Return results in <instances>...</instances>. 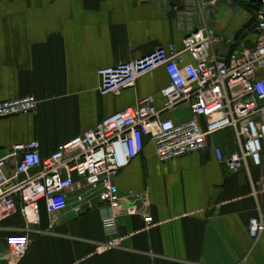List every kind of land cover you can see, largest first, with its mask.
<instances>
[{"label": "crops", "instance_id": "obj_1", "mask_svg": "<svg viewBox=\"0 0 264 264\" xmlns=\"http://www.w3.org/2000/svg\"><path fill=\"white\" fill-rule=\"evenodd\" d=\"M209 1L0 0V101L26 95L38 100L35 111L0 117L2 174L15 175L18 158L9 156L15 143L38 141L47 157L139 99L151 96L158 108L164 106L160 90L169 77L163 66L106 95L99 92L101 68L170 43L182 49L203 16L217 35L236 43H217L220 55L253 46L255 33L242 38L252 11L235 0ZM163 115L181 121L190 111L183 104ZM208 140L204 150L160 161L146 137L143 151L119 171L115 184L127 199L140 195L135 203L153 223L141 214L121 215L120 246L98 251L111 240L98 206L80 215L70 208L55 214L41 200L40 221L28 224L17 201V210L0 218V264H264V232L257 239L249 234L251 217H264V152L260 165L249 162L231 171L217 159L214 145L230 153L233 131ZM24 178L19 174L10 183ZM13 232L30 238L21 259L8 256L7 236Z\"/></svg>", "mask_w": 264, "mask_h": 264}, {"label": "built area", "instance_id": "obj_2", "mask_svg": "<svg viewBox=\"0 0 264 264\" xmlns=\"http://www.w3.org/2000/svg\"><path fill=\"white\" fill-rule=\"evenodd\" d=\"M252 14L251 23L256 22L253 46L233 47L226 56L215 45L223 41L235 45L233 37L217 35L203 16L201 24L185 37L182 49L170 43L140 58L101 68L99 92L106 95L134 86L139 77L163 66L169 77L160 90L164 106L158 108L151 96L139 99L60 144L47 157L41 156L38 141L12 145L9 156L18 158L12 178L2 174L5 158L0 157V218L16 211L17 201L28 224L40 221L41 200L55 214L70 208L80 215L98 206L104 230L111 237L98 247L103 252L120 246L121 215L141 214L148 225L153 223L152 216L135 203L140 195L130 193L127 199L115 184L119 171L143 151L146 137L153 142L158 159L168 161L208 148L209 136L230 129L235 148L226 154L214 145L217 159L231 171L244 169L249 162L260 165L264 152V74H259L264 69V0ZM185 55L192 61L185 62ZM37 103L34 95L0 101V117L35 111ZM183 104L189 108L188 119L163 115ZM19 174L25 178L11 184ZM263 232L264 217H251L250 236L257 239ZM7 243L8 256L21 259L30 238L25 232H13Z\"/></svg>", "mask_w": 264, "mask_h": 264}, {"label": "water", "instance_id": "obj_3", "mask_svg": "<svg viewBox=\"0 0 264 264\" xmlns=\"http://www.w3.org/2000/svg\"><path fill=\"white\" fill-rule=\"evenodd\" d=\"M241 1H247V2H251V3H260L263 0H241ZM256 32V22L251 23L244 31L242 38H244L246 35H248L249 33H255Z\"/></svg>", "mask_w": 264, "mask_h": 264}, {"label": "trees", "instance_id": "obj_4", "mask_svg": "<svg viewBox=\"0 0 264 264\" xmlns=\"http://www.w3.org/2000/svg\"><path fill=\"white\" fill-rule=\"evenodd\" d=\"M235 2H237L239 6L240 5L244 6L251 11H253L255 8H257L260 5V3H251V2H247V1H241V0H235ZM252 20H253V18L251 19V21Z\"/></svg>", "mask_w": 264, "mask_h": 264}]
</instances>
